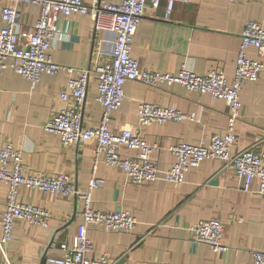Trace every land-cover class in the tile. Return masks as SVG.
<instances>
[{"label":"crops","instance_id":"0c3cea01","mask_svg":"<svg viewBox=\"0 0 264 264\" xmlns=\"http://www.w3.org/2000/svg\"><path fill=\"white\" fill-rule=\"evenodd\" d=\"M19 11L21 31L29 34L39 7L21 4ZM165 12L164 1L155 9L148 7L136 29L131 55L141 68L173 73L186 62L196 73L217 68L230 81L245 22L253 20L264 27L263 0H192L175 3L167 19ZM55 23L64 35L48 52L53 61L75 68L91 67L96 49L89 16L58 15ZM253 52L248 48V55ZM262 62L258 79L245 82L239 94L242 107L235 126L234 151L257 143L256 148L264 152V57ZM68 76L64 71L43 73L36 88L30 90L26 78L11 70L0 72V140L8 139L20 150L30 170L68 174L77 189L85 190L93 173L94 143L65 146L43 128L54 111L65 104L59 92ZM96 84L90 75L82 112L84 127L97 126L101 117L95 100ZM123 91L125 98L111 116L114 131L135 125L137 105L141 102L195 115L193 121L152 123L143 128L144 138L160 146L152 154L160 172L173 161L169 145L180 141L207 142L225 123L227 108L223 100L187 91L177 83L169 87L148 86L128 80ZM120 152L133 154L125 148H120ZM94 172L104 182L92 192L93 207L131 210L136 218L134 229L126 233L93 225L84 228L82 206L74 197L53 196L19 186L18 201L46 208L51 218L45 227L15 221L12 239L6 246L12 264H49L44 258L60 255L59 243L79 234H85L94 246L90 257L106 253L116 264H250L251 251L264 249V197L243 190L232 170L222 168L219 160H204L186 172L179 185L168 184L161 176L150 184H132L120 168L102 162ZM251 186L257 187L256 179ZM6 194L7 186L0 183V233ZM208 218L223 222L221 241L227 247L225 251L215 252L191 239L188 226Z\"/></svg>","mask_w":264,"mask_h":264},{"label":"built area","instance_id":"2783aa9c","mask_svg":"<svg viewBox=\"0 0 264 264\" xmlns=\"http://www.w3.org/2000/svg\"><path fill=\"white\" fill-rule=\"evenodd\" d=\"M164 1L169 14L175 3L192 0H0V72L11 70L26 78L30 90H34L43 73H68L64 88L59 92L64 106L54 111L43 128L55 134L62 145L93 142L92 176L85 190L77 189L65 173H48L30 170L23 162L20 150L8 140H0V183L7 186L6 200L1 215L0 264H12L6 254V246L12 239L14 223L21 220L29 224L47 226L51 213L44 207L26 204L17 199V189L25 186L42 193L64 198L74 197L81 203L84 228L93 225L112 232H131L136 224L131 210H98L92 205V192L102 186L103 178L95 176L99 162L120 168L132 184H150L161 178L172 185L182 184L185 174L198 167L204 160L216 159L222 168H230L241 188L264 197V152L256 144L242 150H233L237 141L235 126L242 104L239 94L245 82H254L263 70L264 27L248 20L240 35L234 63L233 77L229 81L217 68L196 73L186 62L173 73L141 68L131 55L133 37L148 7L155 9ZM232 1V0H230ZM264 1V0H263ZM35 4L39 15L29 34L22 33L19 23V6ZM78 13L89 16L94 31L96 55L91 67L75 68L53 61L48 53L53 43L64 33L56 25L58 15L67 17ZM112 36V37H110ZM248 48L254 50L248 55ZM96 79L95 100L101 108V117L95 127L82 125V112L88 78ZM128 80L148 86L182 85L187 91L209 94L224 101L227 108L225 123L220 132L207 142L193 144L175 142L167 147L173 157L168 167L160 172L158 162L152 157L160 146L148 142L142 132L152 123L162 125L168 121H193V113L157 103L141 102L137 105L135 125L124 126L118 131L111 127L112 113L124 98L123 86ZM120 148L133 152L123 155ZM257 187L252 188V181ZM223 222L217 218L200 219L188 226L191 239L203 243L215 252L225 251L222 244ZM61 254L47 257L49 264H116L106 253L95 254L94 246L85 234L72 236L59 243ZM250 264H264V249L251 251Z\"/></svg>","mask_w":264,"mask_h":264},{"label":"rangeland","instance_id":"374dc122","mask_svg":"<svg viewBox=\"0 0 264 264\" xmlns=\"http://www.w3.org/2000/svg\"><path fill=\"white\" fill-rule=\"evenodd\" d=\"M45 261H47V257H46Z\"/></svg>","mask_w":264,"mask_h":264},{"label":"water","instance_id":"95a60500","mask_svg":"<svg viewBox=\"0 0 264 264\" xmlns=\"http://www.w3.org/2000/svg\"><path fill=\"white\" fill-rule=\"evenodd\" d=\"M46 258H44V260H45Z\"/></svg>","mask_w":264,"mask_h":264}]
</instances>
